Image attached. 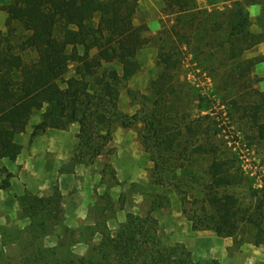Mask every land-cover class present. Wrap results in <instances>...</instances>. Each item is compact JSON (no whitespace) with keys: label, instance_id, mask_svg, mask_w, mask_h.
<instances>
[{"label":"trees","instance_id":"16d2710c","mask_svg":"<svg viewBox=\"0 0 264 264\" xmlns=\"http://www.w3.org/2000/svg\"><path fill=\"white\" fill-rule=\"evenodd\" d=\"M140 2L10 0L3 6L7 19L6 29L0 30V159L15 161L21 154L23 147L15 138L26 131L36 110L42 111V122L36 125L33 136L50 128L68 130L79 124V145L73 162L93 164L96 158L113 154L114 150L108 147L114 141L113 117L120 118L121 84L134 76L138 55L149 44L145 36L147 25L135 24ZM162 2L163 13L174 17L169 32L175 37L181 35L188 45V32L195 33L200 28L212 35L209 46L228 48L233 59L263 42L259 34L250 30L248 0H207L209 5L231 4L225 10L211 12L200 11L197 0ZM257 20L263 28L264 14ZM202 22L208 27L202 28ZM173 56V52L160 51L157 66H163L165 72L150 82L154 92L150 127L165 152L163 168H158L153 177L159 184L164 183V177L177 182V175L170 176L174 169L185 168L196 154H213L205 171L208 181L197 189L203 206L200 213L190 216L193 229L212 230L220 237L233 239L248 234L255 245L264 244V183L254 189L257 178L248 174L242 161L241 168H236V154L222 157L220 144L214 138L192 139L203 134V126L184 110L177 81L167 74L176 69ZM72 62L76 63L75 74L68 76ZM254 62L240 60L238 69ZM114 63L122 67V74L113 66H106ZM203 104L201 107L208 110ZM255 109L257 119L264 104H257ZM259 131L264 137V123L259 125ZM168 167L166 176L162 173ZM5 183L8 185V181ZM242 185L250 187L251 198L256 202L252 208L243 207L234 191ZM176 187L186 195L194 189H182L179 184ZM62 199L57 187L47 194L17 197L23 215L30 220L24 229L28 236H13L5 243L6 247L18 244L20 254L8 257L4 264H193L191 253L183 245L168 246L162 242L158 222L151 215L128 214L126 222L115 231L103 221V229L94 232L101 234V241L94 243L87 255H78L72 250L78 242L76 231L65 224ZM158 204L154 202V210L163 207V203ZM49 237L56 238L54 245L39 243ZM90 237L79 241L91 243L94 236ZM4 253L1 252L0 261L7 257Z\"/></svg>","mask_w":264,"mask_h":264},{"label":"rangeland","instance_id":"374dc122","mask_svg":"<svg viewBox=\"0 0 264 264\" xmlns=\"http://www.w3.org/2000/svg\"><path fill=\"white\" fill-rule=\"evenodd\" d=\"M9 1L0 0L1 26L6 23L3 17L5 14L3 6ZM154 2L157 5L162 4L160 9L163 13L162 0ZM248 2L252 21L250 30L259 34L264 43V27H260L257 20L264 14V0H248ZM197 6L200 11H203V5L198 0ZM224 6L226 8L231 4L225 3ZM153 16L157 19H153L148 25L146 23V0H141L135 16V24L137 26L147 25L145 36L147 35L149 44L146 47H158L152 76L146 81V57L148 55H146L145 47L138 55L134 76L121 84L118 101L120 118L113 117L114 141L108 147L114 151L113 154H105L96 158L93 163L94 165L99 162V166L102 164L99 171L101 179H97L92 188L94 208L90 210V213L88 212L84 224L74 229L76 231L75 240L78 239V242L73 245L72 250L81 256L90 253L92 245L102 239L101 234L95 235V229H103V221L114 220L119 213L125 219L120 223L115 221L109 227L112 231L117 230L121 224L126 222L128 214L142 217L151 215L158 222L162 242L168 246L183 245L191 253L193 264H223L218 258L207 259V257L208 254L220 256L219 253L221 250L224 251V248L227 250V264H264V244L255 245L249 237L251 235L247 234L245 237L239 235L237 239H233L220 237L212 230H204L208 231V235L202 239L197 238L195 233L200 231L193 229L190 216L200 213V208L203 206V197L197 189L208 181L205 171L212 162L213 154L194 155L191 166H188L190 164L186 162L185 168L174 169L170 175H177V182L164 177V183L159 184L158 179L153 176L158 173V168H163L161 164L165 152L160 148L158 140L153 137L150 127L154 109L152 97L154 92L150 89V82L156 79L161 72H165L163 66H157L158 55L162 50L165 53L173 52L176 69L169 70L167 74L173 76L174 82L177 81V90L181 95L180 103L184 106V110L195 120L196 124L200 123L203 126V134H198L192 139L205 141L212 137L216 143L220 144L219 154L222 157L232 158L236 154L235 158L238 161L236 168H241L242 161L248 174L256 177L257 182L259 181L253 187L258 188L264 183V137L259 131V125L264 123V111L260 112L256 119L255 106L260 103L264 104V54L258 53L259 44H257L246 50L240 57L230 58L231 52L228 48H212V45L207 44L212 40V35L201 28L195 33L188 32L191 40L188 45L184 43L181 35L175 37L172 32H169L174 24L172 22L174 17L161 19L159 13ZM5 27L0 30H5ZM201 27H208V24L202 22ZM80 50L81 53L84 52L83 48ZM190 54L193 55L192 58ZM255 59L257 60L254 62ZM240 60H250L254 63H244L242 69H238ZM106 66H113L122 74V67L117 63ZM75 68L76 63L72 62L68 76L75 74ZM240 72L245 76H240ZM198 83L203 87H198ZM194 91L198 93L195 94ZM202 104L207 105L209 109L202 108ZM72 129L79 134V124L70 126L68 130ZM112 159L117 169L111 164ZM73 164L75 163L71 165ZM80 164L88 163L85 161ZM178 164L181 163L178 162ZM164 171L165 173L162 174H169L170 168ZM91 172L94 177L95 171L91 170ZM178 184L182 189L190 190V187L194 189L186 195L177 189ZM234 191L239 196L243 207L252 208L256 205L255 200L251 198L248 185L237 187ZM114 196L117 198L114 199ZM154 202L157 205H160L158 204L160 202L163 203V207H157L154 210ZM19 217L22 218L21 213ZM96 223L98 225H95ZM24 229L25 227L20 225L4 227L5 243H9L13 236H28ZM90 236H94L91 243L79 241L82 237L91 239ZM40 242L46 246H52L56 243V238L49 237ZM7 248V250L0 249V254L5 252L4 254L7 255L2 258L0 264L20 254L18 244H8Z\"/></svg>","mask_w":264,"mask_h":264},{"label":"crops","instance_id":"0c3cea01","mask_svg":"<svg viewBox=\"0 0 264 264\" xmlns=\"http://www.w3.org/2000/svg\"><path fill=\"white\" fill-rule=\"evenodd\" d=\"M154 1L146 0V23L148 25L156 18L153 16L155 13H159L160 17H158L161 19L173 17L164 15L160 9L162 4L158 3L157 5ZM198 2L203 5V11L225 9V3L209 5L207 0H198ZM3 17L6 21V12ZM4 27L5 25H0V29H4ZM261 43L260 46L258 45V53L264 54V43ZM157 54L158 47H146V55H148L146 57V81L152 76ZM190 57L192 58L193 55L190 54ZM41 122L42 111H34L26 131L18 134L15 138L16 142L23 147L21 154L15 161L8 158L0 159V249H8L3 238L4 227L20 225L26 228L30 224V220L22 213V208L17 200L19 196L26 193L43 195L49 193L53 187H57L63 197L65 224L72 229L84 224L88 212L90 213V210L92 211L94 208L92 188H94L97 179H101L99 171L102 164L99 166V162L94 165L73 162L78 146L77 132H74L73 129L50 128L33 136L36 125ZM72 163L75 164L71 165ZM111 164L117 169L113 159ZM91 170L95 171L94 177L91 175ZM6 181H8V185L5 183ZM116 198L114 196V199ZM20 213L22 218L19 217ZM124 219L119 213L114 220L107 221V225L110 227L115 221L120 223ZM195 235L198 239H202L208 235V231L196 232ZM226 251L225 248L224 251L221 250L220 256L208 254L209 258L207 257V259L218 258L223 264H227Z\"/></svg>","mask_w":264,"mask_h":264},{"label":"built area","instance_id":"2783aa9c","mask_svg":"<svg viewBox=\"0 0 264 264\" xmlns=\"http://www.w3.org/2000/svg\"><path fill=\"white\" fill-rule=\"evenodd\" d=\"M197 86H198V87H201V88L203 87V85H202V84H199V83L197 84Z\"/></svg>","mask_w":264,"mask_h":264}]
</instances>
